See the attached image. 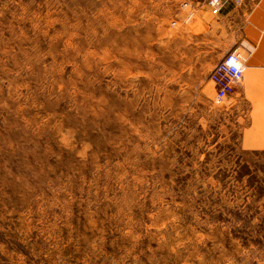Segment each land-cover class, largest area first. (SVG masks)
<instances>
[{
  "label": "rangeland",
  "instance_id": "rangeland-1",
  "mask_svg": "<svg viewBox=\"0 0 264 264\" xmlns=\"http://www.w3.org/2000/svg\"><path fill=\"white\" fill-rule=\"evenodd\" d=\"M179 1L0 0V264H264L237 45Z\"/></svg>",
  "mask_w": 264,
  "mask_h": 264
},
{
  "label": "crops",
  "instance_id": "crops-1",
  "mask_svg": "<svg viewBox=\"0 0 264 264\" xmlns=\"http://www.w3.org/2000/svg\"><path fill=\"white\" fill-rule=\"evenodd\" d=\"M192 6L218 39L221 36L230 47L237 45L243 76L234 104L245 120L240 143L247 150H264V0H251L243 7L226 4L214 17L204 0H194Z\"/></svg>",
  "mask_w": 264,
  "mask_h": 264
},
{
  "label": "built area",
  "instance_id": "built-area-1",
  "mask_svg": "<svg viewBox=\"0 0 264 264\" xmlns=\"http://www.w3.org/2000/svg\"><path fill=\"white\" fill-rule=\"evenodd\" d=\"M211 16H217L226 4L234 7H243L251 0H204ZM194 0H180L179 5L189 13H194ZM189 9V10H188ZM243 76V64L238 47L226 52L213 66L209 73V80L214 87V99L224 106L234 105L236 100V87Z\"/></svg>",
  "mask_w": 264,
  "mask_h": 264
}]
</instances>
